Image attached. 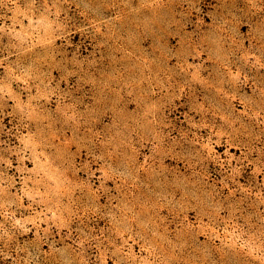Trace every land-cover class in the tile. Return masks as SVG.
Segmentation results:
<instances>
[{
  "label": "rangeland",
  "instance_id": "obj_1",
  "mask_svg": "<svg viewBox=\"0 0 264 264\" xmlns=\"http://www.w3.org/2000/svg\"><path fill=\"white\" fill-rule=\"evenodd\" d=\"M0 264H264V0H0Z\"/></svg>",
  "mask_w": 264,
  "mask_h": 264
}]
</instances>
